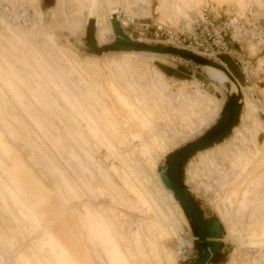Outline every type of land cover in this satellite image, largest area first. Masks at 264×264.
Here are the masks:
<instances>
[{
	"label": "rangeland",
	"instance_id": "rangeland-1",
	"mask_svg": "<svg viewBox=\"0 0 264 264\" xmlns=\"http://www.w3.org/2000/svg\"><path fill=\"white\" fill-rule=\"evenodd\" d=\"M44 1L11 0L32 17L27 29L0 19V264H192L193 230L159 171L236 96L203 65L156 52L171 46L152 26L179 31L202 8L264 22V0ZM112 11L134 20L121 30L145 50L116 43ZM248 43V84L227 56L206 58L247 88L240 125L183 167L205 221L224 227L220 264H264V48L251 57ZM215 175L221 187L205 193Z\"/></svg>",
	"mask_w": 264,
	"mask_h": 264
},
{
	"label": "built area",
	"instance_id": "built-area-1",
	"mask_svg": "<svg viewBox=\"0 0 264 264\" xmlns=\"http://www.w3.org/2000/svg\"><path fill=\"white\" fill-rule=\"evenodd\" d=\"M0 16H5L13 24H20L24 28H27L32 21L24 5L16 6L14 9L5 2H0ZM124 18L121 15V20ZM121 20H119L120 23ZM142 26L144 31L149 28L148 25ZM152 29L156 39L163 38L167 45L173 48L190 51L208 59L227 56L240 70L244 84L249 83L246 70L253 68L246 65V59L242 55L244 42H251L264 48V22L251 13L239 17L232 12L202 8L200 17L192 21L189 29L178 31L158 21ZM235 82L238 86L240 85L236 80ZM195 84L201 90L205 87L201 81H196ZM255 98L256 94L251 93L250 99L258 102Z\"/></svg>",
	"mask_w": 264,
	"mask_h": 264
},
{
	"label": "water",
	"instance_id": "water-1",
	"mask_svg": "<svg viewBox=\"0 0 264 264\" xmlns=\"http://www.w3.org/2000/svg\"><path fill=\"white\" fill-rule=\"evenodd\" d=\"M112 29L116 35V43L119 45H124L127 48L137 47L145 50V47L137 45V43L126 40L123 32L119 26L118 19L115 17L111 20ZM156 52L163 54H171L178 58L191 61L197 65H208L209 60L196 55L190 51L168 48V47H158L154 48ZM211 64V63H210ZM213 65V64H212ZM218 66L222 71L227 74V76L234 82L235 79L231 74L220 65ZM236 98H231L225 105L223 111L220 113L219 122L212 126V129L208 131L198 140L187 144L183 148L174 151L169 154L166 158L165 165L160 168V178L166 188L173 193L174 199L182 207L187 219L189 220V225L195 232V245L198 251L197 259L192 264H215V260L224 256L222 252V243L213 242L209 240L220 239L223 235V228L219 222L213 218L207 224L204 215L201 212L198 204L192 198L190 191L185 185H181V178L184 175L182 163L188 161L198 152H203L217 144H221L231 133L232 128L238 124L241 105L239 101L241 100L240 95L233 94ZM202 242V244H199ZM216 264H220L217 262Z\"/></svg>",
	"mask_w": 264,
	"mask_h": 264
},
{
	"label": "bare ground",
	"instance_id": "bare-ground-1",
	"mask_svg": "<svg viewBox=\"0 0 264 264\" xmlns=\"http://www.w3.org/2000/svg\"><path fill=\"white\" fill-rule=\"evenodd\" d=\"M46 1V0H45ZM44 1V2H45ZM0 2H5V3H7V4H9L10 6H12V8H13V4H12V2H11V0H0ZM55 5H56V0H55ZM200 15H201V12L195 17V18H197V17H200ZM236 15V14H235ZM115 17L118 19V22H119V20H121V16H120V14L117 12V11H112L111 12V14H110V17H109V23L111 24V20H114L115 19ZM194 18V19H195ZM0 19H5V20H8V18L7 17H5V16H0ZM89 19H92V20H94L95 21V25H94V27L95 28H97V25H98V22H97V20L95 19V18H93V17H89L88 18V20ZM193 19V20H194ZM88 20H87V22H88ZM125 20H126V18H125ZM125 20H121V23L119 22V26H120V28L121 29H123V28H125V27H127L129 24L128 23H130V22H133L134 20H131V21H125ZM158 22L159 23H161V24H164V23H162L160 20H158ZM192 23V22H191ZM191 23H190V25H189V27H187V28H184V29H189L190 28V26H191ZM87 25V24H86ZM30 27V25L27 27V28H29ZM27 28H25V29H27ZM111 29H112V25H111ZM112 31H113V29H112ZM114 32V31H113ZM249 46H251L252 48H254L255 49V45L254 44H251V43H248L247 44V46H246V51L249 53V51H248V47ZM142 53V52H141ZM153 55H156V54H153ZM164 56H166V55H164ZM171 58H177L179 61H181V59L180 58H178V57H175V56H170ZM264 63V57L262 58V59H260V63ZM218 65H220V66H222V67H225L222 63H217ZM202 68L201 69H203L204 71H205V73H206V75L209 77V79L212 81V82H214V83H216L217 85H220L221 87H224V89H225V85L226 84H229L230 86V93L231 94H237V95H240L241 96V101L239 102L240 103V105H241V111H240V116H239V120H238V124L234 127V128H232V130H231V135L234 133V130H236L237 129V127L240 125V120H241V114H242V111H243V105L245 106V103H246V98H245V93H246V90L245 89H247V88H244V87H242L241 85H237L236 83H234L228 76H227V74H225V72L224 71H222V70H220V69H218V68H215V67H212V66H210V65H203V66H201ZM247 71V73L249 72V70H246ZM263 71H264V69H263ZM210 87H211V89H214V87L212 86V84H210ZM195 88L197 89V91H198V93H200L202 96H205V95H207V98L209 99L210 98V100L213 102V101H215V100H217V97L215 96V95H212V94H209V93H207V92H205V91H203V90H201L200 88H198V86L195 84ZM251 90H254V89H250V91ZM249 91V92H250ZM229 93V92H228ZM248 96V101L250 102V103H253V104H256V105H258V104H260V99L258 100V102H254V101H252L251 99H250V97H249V95H247ZM225 105H226V103H225ZM225 107V106H224ZM224 107L221 109V111H220V113L223 111V109H224ZM220 113H219V117H220ZM217 124V123H216ZM215 124V125H216ZM214 126V125H213ZM212 129V127L208 130V131H210ZM207 131V132H208ZM206 132V133H207ZM205 133V134H206ZM204 134V135H205ZM231 135H230V137H231ZM229 137V138H230ZM228 138V139H229ZM227 140V139H226ZM226 140H224L223 141V143L226 141ZM223 143H221V144H223ZM217 145H220V144H217ZM216 146V145H215ZM206 151V150H205ZM204 152V151H203ZM173 153V152H172ZM199 153H202V152H198L197 154H199ZM171 154V153H170ZM196 154V155H197ZM168 156V155H167ZM250 160V159H249ZM245 162H247V161H245ZM165 165V164H164ZM163 165V166H164ZM215 174H217V173H215ZM161 179V178H160ZM210 179H215L214 181H216V183H219V181L221 180L220 179V177H219V175H215V176H211L210 177ZM209 179V180H210ZM213 180H211V181H213ZM162 181V180H161ZM163 183V182H162ZM163 185H164V183H163ZM165 186V185H164ZM201 186V188H207L208 186H209V184H207L206 183V185H200ZM211 186V185H210ZM213 186V185H212ZM217 186V185H216ZM166 187V186H165ZM169 192L171 193V194H173L172 193V191H170L169 190ZM205 193H206V191H205ZM178 205H179V203H178ZM180 206V205H179ZM181 207V206H180ZM181 209H182V207H181ZM182 211H183V209H182ZM183 214H184V216H186L185 215V213H184V211H183ZM187 218V217H186ZM220 224H221V222H220ZM221 226H222V228H223V232H224V227H223V225L221 224ZM191 228V227H190ZM191 230H192V228H191ZM193 232V234H194V240L196 239V236H195V232L194 231H192ZM225 233V232H224ZM193 239V238H192ZM185 241L188 243L187 245H184V247H185V249H186V252H185V255L183 256V257H180V258H186V256L188 255V252H189V249L191 248V243H190V241L189 240H187V239H185ZM209 241H213V242H218V243H225V234L224 235H222V237L220 238V239H218V238H216V239H213V240H209ZM200 244H202V242H199ZM183 247V246H182ZM179 255H183V254H179Z\"/></svg>",
	"mask_w": 264,
	"mask_h": 264
},
{
	"label": "trees",
	"instance_id": "trees-1",
	"mask_svg": "<svg viewBox=\"0 0 264 264\" xmlns=\"http://www.w3.org/2000/svg\"><path fill=\"white\" fill-rule=\"evenodd\" d=\"M222 59H223V62L228 66V68H229V69H232V68H231V64L229 63V61H228L226 58H222ZM159 69H160L165 75H167V76L175 77V78H177V79H180V78H181V77H180L175 71H173L172 69H169V68H167V67H165V66H161V65H159ZM235 76H236V75H235ZM237 77L239 78V80L242 81V76H241V75L238 74ZM185 162H187V161H184V162L182 163V167H184ZM180 180H181V185H183V183H182V178H181ZM206 223L208 224L209 222L206 221ZM219 260H220V258H217V259L215 260V264H216Z\"/></svg>",
	"mask_w": 264,
	"mask_h": 264
},
{
	"label": "crops",
	"instance_id": "crops-1",
	"mask_svg": "<svg viewBox=\"0 0 264 264\" xmlns=\"http://www.w3.org/2000/svg\"><path fill=\"white\" fill-rule=\"evenodd\" d=\"M251 49H254V48H252L251 46H249L248 47V51H249V54H250V52H251ZM254 51H256L255 49H254ZM250 56L251 57H254V55L252 56L251 54H250ZM256 56V55H255ZM258 62L259 61H257V64H258ZM263 70V69H262ZM177 74H182L181 72H177V71H175ZM213 86V85H212ZM213 87H215V86H213ZM216 88V87H215ZM217 89V88H216ZM210 178H208V181H211V180H213V179H210ZM215 180V179H214ZM211 181L212 182V184H209V186L207 187V188H205L206 189V192L209 190V189H211L212 187H214V186H216L217 188H220L221 187V182L220 183H216V181ZM211 185V186H210ZM213 185V186H212Z\"/></svg>",
	"mask_w": 264,
	"mask_h": 264
}]
</instances>
